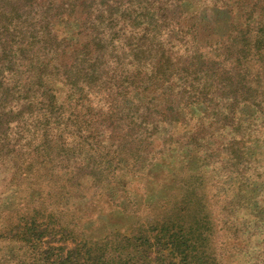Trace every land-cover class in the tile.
<instances>
[{
    "label": "trees",
    "instance_id": "obj_1",
    "mask_svg": "<svg viewBox=\"0 0 264 264\" xmlns=\"http://www.w3.org/2000/svg\"><path fill=\"white\" fill-rule=\"evenodd\" d=\"M0 264H264V0H0Z\"/></svg>",
    "mask_w": 264,
    "mask_h": 264
},
{
    "label": "rangeland",
    "instance_id": "obj_2",
    "mask_svg": "<svg viewBox=\"0 0 264 264\" xmlns=\"http://www.w3.org/2000/svg\"><path fill=\"white\" fill-rule=\"evenodd\" d=\"M251 1H254V0H251ZM202 13L207 15L208 17H210L211 20L213 18L219 20V26H221L223 24V22L225 21V18H226V13L223 10L203 9ZM56 27L60 31L65 29L64 36L67 39H70L72 37V33H73V30H74L75 24L60 23V24H57ZM3 185H4V183H3ZM13 186H15V181L8 182L7 185L4 186V189H8L9 187H13ZM23 189H24V186L22 185L19 188V192L23 193ZM13 193H14L13 190L11 192L9 191V193L2 199V201H5L6 203H9L11 201V199L15 196ZM126 223L127 222H125V224ZM247 232L248 233H253V231H251L250 229L247 230ZM223 249L225 250L226 248H223ZM234 263H236V262H234Z\"/></svg>",
    "mask_w": 264,
    "mask_h": 264
}]
</instances>
